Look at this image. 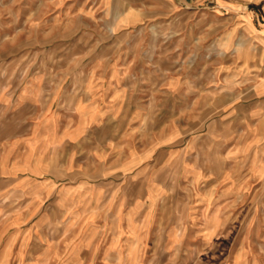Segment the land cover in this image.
<instances>
[{
    "label": "rangeland",
    "instance_id": "obj_1",
    "mask_svg": "<svg viewBox=\"0 0 264 264\" xmlns=\"http://www.w3.org/2000/svg\"><path fill=\"white\" fill-rule=\"evenodd\" d=\"M0 264H264V0H0Z\"/></svg>",
    "mask_w": 264,
    "mask_h": 264
},
{
    "label": "crops",
    "instance_id": "obj_2",
    "mask_svg": "<svg viewBox=\"0 0 264 264\" xmlns=\"http://www.w3.org/2000/svg\"><path fill=\"white\" fill-rule=\"evenodd\" d=\"M124 21V20H123ZM32 103V102H31ZM35 104V103H34ZM81 109V110H79L80 112V114H83L84 112H86V114L88 113V111H89V109H90V104H86V103H84V105H79V103H73V105L71 106V107H73V109H75V108H77V106ZM68 110V109H67ZM67 112H69V111H66V110H64V113L65 114H67ZM49 119H51L50 117H49Z\"/></svg>",
    "mask_w": 264,
    "mask_h": 264
}]
</instances>
